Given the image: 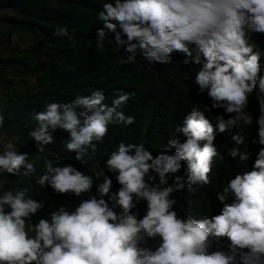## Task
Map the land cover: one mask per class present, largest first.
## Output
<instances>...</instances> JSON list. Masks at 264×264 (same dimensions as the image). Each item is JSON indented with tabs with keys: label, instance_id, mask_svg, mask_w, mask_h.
<instances>
[{
	"label": "clouds",
	"instance_id": "clouds-1",
	"mask_svg": "<svg viewBox=\"0 0 264 264\" xmlns=\"http://www.w3.org/2000/svg\"><path fill=\"white\" fill-rule=\"evenodd\" d=\"M33 1L36 6L0 0V77L15 82L27 79L23 72L34 68L36 58L17 70L3 61L32 57L42 33L48 34L38 21L21 18L23 8L48 17L66 0ZM102 5L97 49L114 33L116 44L125 46L122 63L139 57L172 64L173 54H183L182 63L194 67L198 92L211 103L185 111L161 150L122 139L101 171L46 157L37 176L30 154L17 145V118L7 124L2 99L26 87L0 85V128H8L0 134V264H264V48L254 39L264 35V0H104ZM74 31L57 25L53 36L72 39ZM135 94L119 89L109 102L104 90L94 88L88 95L48 102L30 113L34 126L28 135L38 153H53V133L63 129L69 133L63 150L87 164L110 126L136 122L124 111ZM220 133L232 141L225 152L215 142ZM250 143L258 145L254 160ZM226 156L238 158L242 170L216 192L220 211L194 214L191 200L187 212L178 209L174 193L211 185L217 160ZM21 175L78 201L45 209L46 201L20 182Z\"/></svg>",
	"mask_w": 264,
	"mask_h": 264
},
{
	"label": "trees",
	"instance_id": "trees-1",
	"mask_svg": "<svg viewBox=\"0 0 264 264\" xmlns=\"http://www.w3.org/2000/svg\"><path fill=\"white\" fill-rule=\"evenodd\" d=\"M29 1L37 5L35 1ZM103 2L104 0H66L60 2L53 10V14L48 17L26 14V9L23 8L21 18L38 21L48 34L42 33L44 40L32 57L3 61L8 69L17 70V66L25 63L31 65L36 58L34 68L23 72L27 79L15 82L0 77V85L9 88L12 84L19 83L26 87L23 92H16L15 95L4 94L2 99L7 124L12 123L10 119L17 118L18 123L13 130L18 137L17 145L22 152L30 154L37 168V176L44 170L46 157L54 163H72L78 169L83 168L93 174L101 171L106 155L122 139L137 143L143 140L154 152L161 150L168 143L175 125L182 122L185 111H190L194 105L203 107L204 104L211 103L210 98L198 92V85L192 76L194 67L182 63L183 54H173L172 64H150L139 57L135 63H122L119 58L126 55L125 46L116 44L114 33H109L106 37L104 49H97L95 47L97 29L103 27L97 17L103 8ZM19 20L16 19L15 23L10 25H16ZM57 25H67L70 32L75 29L72 39L53 36ZM254 39L261 48H264V35L258 34ZM108 40L112 43H108ZM94 88L104 90L109 102L119 89L135 91L136 94L123 110L127 114L135 115L136 122L133 125L110 126L109 134L99 145L97 155L87 164L75 159V152L63 150V142L69 138V133L63 129H57L53 133L56 142L49 145V148L54 154L38 153L34 138L28 135L30 128L34 126L30 113L33 110H42L44 105L51 101L70 100L77 94L88 95ZM256 107L255 104L252 105L253 110H256ZM7 131L6 126L0 128V134ZM248 134L255 136V129H249ZM215 142L221 152L232 146L227 133L218 134ZM257 148L256 144H249L253 160ZM240 170L242 166L238 158L226 156L224 161L217 160V167L211 174L213 177L211 185L195 193L189 192L187 188L174 193L178 201L177 208L187 212L189 210L187 201L191 200L190 210L194 214H208L212 210L213 214L218 213L223 205L216 199V192L221 190L222 182L228 176ZM102 180L103 176L99 177L96 183L99 184ZM20 182L30 187L38 195L37 199L46 201L45 209H51L59 204L72 206L78 201L77 197L56 194L50 187H40L32 177L21 175ZM115 186L119 187L118 184ZM140 207L143 211V204Z\"/></svg>",
	"mask_w": 264,
	"mask_h": 264
},
{
	"label": "rangeland",
	"instance_id": "rangeland-1",
	"mask_svg": "<svg viewBox=\"0 0 264 264\" xmlns=\"http://www.w3.org/2000/svg\"><path fill=\"white\" fill-rule=\"evenodd\" d=\"M1 29V28H0Z\"/></svg>",
	"mask_w": 264,
	"mask_h": 264
}]
</instances>
